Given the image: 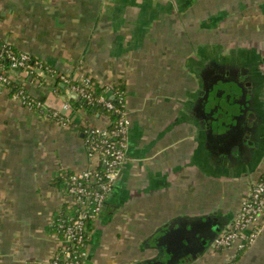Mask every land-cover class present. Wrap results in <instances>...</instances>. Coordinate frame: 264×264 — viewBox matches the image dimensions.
<instances>
[{"label": "crops", "instance_id": "0c3cea01", "mask_svg": "<svg viewBox=\"0 0 264 264\" xmlns=\"http://www.w3.org/2000/svg\"><path fill=\"white\" fill-rule=\"evenodd\" d=\"M212 19L216 42L264 57V0H0V40L72 79L91 77L109 96L125 89L129 149L92 223L87 264L166 262L170 235L207 219L224 227L264 174V161L249 175L206 163L209 141L192 111L200 35ZM30 73L13 76L37 101L33 109L10 88L0 91V264H46L60 247L55 226L68 197L57 179L91 164L84 127L112 121L65 109L66 93H55L43 72L45 83L26 81ZM262 226L237 260L209 248L190 264H264Z\"/></svg>", "mask_w": 264, "mask_h": 264}, {"label": "built area", "instance_id": "2783aa9c", "mask_svg": "<svg viewBox=\"0 0 264 264\" xmlns=\"http://www.w3.org/2000/svg\"><path fill=\"white\" fill-rule=\"evenodd\" d=\"M11 44L5 42L3 49L7 56L13 60L12 71L24 69L30 73L32 70L40 69L46 65L47 69L53 71L48 76L50 83L59 81L67 86L65 91L68 101L64 108H71L70 99L82 97L91 105H101L117 116L106 126L88 125L83 129L85 143L91 164L70 176V184L66 191L69 206H77V213L69 221L63 220L60 224L62 232V243L51 255L46 264H87L89 259L88 242L89 233L87 222L96 219L102 213L106 200L113 186L119 179L123 165L127 158L129 149V130L131 118L127 110L126 97L117 94L114 101L113 92L110 96L95 95L94 85L91 77H83L77 82L68 74L55 71L43 61L34 59V63L27 64L32 56L26 52L14 53ZM22 71V70H21ZM10 77L0 75V91L7 87ZM57 93V89L53 87ZM14 96L24 103L29 109H33L37 101L31 98L25 90H20ZM56 118L64 119V124H71L68 117L59 111L50 113ZM103 166V167H101ZM264 217V179L258 178L249 194L243 199L241 206L232 222V225L214 242L217 250H229L228 261L243 249L253 244L261 233Z\"/></svg>", "mask_w": 264, "mask_h": 264}, {"label": "flooded vegetation", "instance_id": "af4514ba", "mask_svg": "<svg viewBox=\"0 0 264 264\" xmlns=\"http://www.w3.org/2000/svg\"><path fill=\"white\" fill-rule=\"evenodd\" d=\"M205 29L203 26L200 35L199 90L192 115L209 141L211 155L206 163L213 167L211 170L234 167L236 175H249L264 161V57L253 49H233L216 42L213 19L210 33ZM207 36L210 39L206 41ZM207 220L202 221L200 229L179 227V234L169 236L174 249L166 251L167 261L156 257L147 264H190L207 249H216L215 240L233 220L217 228Z\"/></svg>", "mask_w": 264, "mask_h": 264}, {"label": "trees", "instance_id": "16d2710c", "mask_svg": "<svg viewBox=\"0 0 264 264\" xmlns=\"http://www.w3.org/2000/svg\"><path fill=\"white\" fill-rule=\"evenodd\" d=\"M5 42L6 41L0 40V75H5V76L10 77L9 82L6 83V85L8 88H10L12 94L14 95L15 93L19 92L20 90L26 91V89H25L23 84L17 82L14 79L13 71H12L13 60L9 56L6 55V53L3 49ZM9 48L16 54L20 53L19 51H17L14 48L13 45H10ZM32 63H34L33 57L27 61V64H32ZM21 70L24 71L23 68H21ZM42 72L47 76H52V74L54 73L53 71H50L49 69H47L46 65L42 67ZM30 76H33L34 78H39L40 83H45V81L42 80V74H38L37 70H32L31 73L25 77V80L27 81ZM78 80L79 79H73V82H77ZM91 81L93 82V85H94L95 95H106V96H108L107 89L105 87L99 86V84L95 83L93 81V79ZM52 85H53V87H55L57 89L58 94L65 93V91L67 90V86L63 87L59 81H57L56 83H53ZM114 92H115L114 101L117 100V98H116L118 96L117 94H121L122 96L126 97L125 89L123 86H118ZM69 101L71 103L72 109L75 111L79 110L81 108H86V109L94 111V112L108 113L110 115V117L112 118V120H115L117 118V116L114 114L113 111H109L106 108L102 107L101 105L100 106L99 105H91L87 102L86 99H84L82 97H79V96L73 97ZM101 167H103V166H101ZM71 174L72 173L68 172V171L62 173L60 179L59 180L57 179V185L60 187H63L67 191L69 184H70ZM261 179H264V174L261 176ZM102 211H104V208ZM76 213H77V206L75 207V206H69L68 205L62 209L61 213H59L57 216V221H56V226H55L57 233L62 235V232L60 231V229H61L60 224L62 223L63 220L69 221L70 218H74L76 216ZM93 221H94V219H90L87 222V228H88L89 233H90V230L92 228ZM89 233H88L87 238H86L87 242H88ZM244 251H245V249L241 250L237 254L235 260H237Z\"/></svg>", "mask_w": 264, "mask_h": 264}, {"label": "rangeland", "instance_id": "374dc122", "mask_svg": "<svg viewBox=\"0 0 264 264\" xmlns=\"http://www.w3.org/2000/svg\"><path fill=\"white\" fill-rule=\"evenodd\" d=\"M206 13H208V11H206ZM213 253H220V254L222 253L225 261L229 258V250L220 251V250L213 249Z\"/></svg>", "mask_w": 264, "mask_h": 264}, {"label": "water", "instance_id": "95a60500", "mask_svg": "<svg viewBox=\"0 0 264 264\" xmlns=\"http://www.w3.org/2000/svg\"><path fill=\"white\" fill-rule=\"evenodd\" d=\"M37 72H41V70H40V69H38V70H37ZM62 86H63V87H65V85H64V84H62ZM210 127H211V126H210ZM219 231H220V229H217V230H216V232H217V233H219Z\"/></svg>", "mask_w": 264, "mask_h": 264}]
</instances>
